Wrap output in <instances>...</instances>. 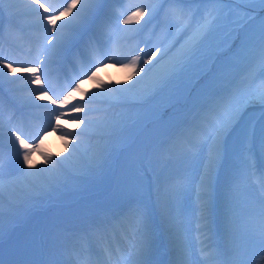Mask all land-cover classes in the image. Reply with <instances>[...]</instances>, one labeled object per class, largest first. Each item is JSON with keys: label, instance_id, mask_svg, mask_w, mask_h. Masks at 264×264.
<instances>
[{"label": "snow or ice", "instance_id": "snow-or-ice-1", "mask_svg": "<svg viewBox=\"0 0 264 264\" xmlns=\"http://www.w3.org/2000/svg\"><path fill=\"white\" fill-rule=\"evenodd\" d=\"M0 264H264V0H0Z\"/></svg>", "mask_w": 264, "mask_h": 264}, {"label": "rangeland", "instance_id": "rangeland-1", "mask_svg": "<svg viewBox=\"0 0 264 264\" xmlns=\"http://www.w3.org/2000/svg\"><path fill=\"white\" fill-rule=\"evenodd\" d=\"M22 2H25L24 0H22ZM5 7H6V9H7V7H8V5H5ZM6 13H7V11H6ZM24 19H25V21H24V23H25V25H22L24 28H22L21 30H20V33H17V32H15V30L12 32V34H11V37H9V26H6L5 28H4V33H5V36H6V42L7 41H9V42H11V44L13 45H17L18 43L19 44H24V45H26L27 44V42H28V36H30V34H31V28H29L28 30L26 29V28H28V27H30V17H27V16H24ZM8 25V24H7ZM133 26H135V25H133ZM146 38H149V36H148V33H147V36H146ZM156 38V39H155ZM153 40H152V42L153 43H155V42H157V39H159V40H162L163 39V37H155ZM6 42H5V44H6ZM254 70H256L257 71V68L256 69H254ZM126 73H128L126 70H124L121 66H119V65H117L115 68H113L111 65H109V67H108V69L107 70H105V72H104V76L102 77V79H106L108 76H111L113 79H115L117 76H119L121 79H126L127 78V75H126ZM86 84H87V86L88 87H92L93 85H92V82L91 81H88V82H86ZM82 87H84L83 85H82ZM85 90H87V88L85 89ZM58 139H60V137H59V135L58 136H56V138L54 139L53 138V140L51 139V142L52 141H54L55 143H56V145H54V146H56L57 147V150L60 148V147H62L63 145V141H61L62 142V144H58ZM47 141V140H46ZM60 145V146H59ZM44 147H46V148H48V146L46 145V146H44ZM53 150H55V148H52ZM56 151V150H55ZM59 153V152H58ZM50 215V214H49ZM46 217V215H44V218ZM39 219H40V216L38 217ZM194 233V232H193ZM191 234V243H193V242H195V239H196V237H195V235L194 234ZM100 245H99V247L100 248H102V246H103V244H102V242L99 240V242H98ZM99 247H97V250H99ZM166 259V258H165Z\"/></svg>", "mask_w": 264, "mask_h": 264}, {"label": "bare ground", "instance_id": "bare-ground-1", "mask_svg": "<svg viewBox=\"0 0 264 264\" xmlns=\"http://www.w3.org/2000/svg\"><path fill=\"white\" fill-rule=\"evenodd\" d=\"M20 17V16H19ZM4 21V20H3ZM4 23H6V21H4ZM156 39V38H155ZM37 103H39V102H37ZM63 124H64V127H65V129H69V126H70V128H75V125H73V124H70V123H65V122H62ZM48 138H46L45 139V141L47 140ZM63 147L64 146H62V147H60L58 150V152H60V151H63ZM46 148V147H45ZM32 160L35 162V164L36 165H41V158H40V155H39V153H36V154H34L33 156H32ZM7 164H8V160H7V154H6V159H5V166H7ZM194 235H195V233H193ZM195 242H193L192 244H194ZM76 245H78V246H80V245H82V241L80 240V239H78L77 241H76ZM70 258H72V259H76V256L78 255V250L77 249H75L74 250V252L72 251V250H70ZM196 255V254H195ZM193 257L195 258V259H198L197 257H195L194 255H193ZM201 257V256H200Z\"/></svg>", "mask_w": 264, "mask_h": 264}]
</instances>
